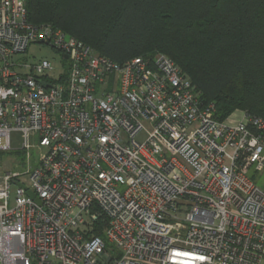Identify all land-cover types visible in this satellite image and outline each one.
<instances>
[{
    "label": "built area",
    "instance_id": "2783aa9c",
    "mask_svg": "<svg viewBox=\"0 0 264 264\" xmlns=\"http://www.w3.org/2000/svg\"><path fill=\"white\" fill-rule=\"evenodd\" d=\"M214 113L168 56L118 64L0 0V152L23 155L0 264H264V121Z\"/></svg>",
    "mask_w": 264,
    "mask_h": 264
},
{
    "label": "trees",
    "instance_id": "16d2710c",
    "mask_svg": "<svg viewBox=\"0 0 264 264\" xmlns=\"http://www.w3.org/2000/svg\"><path fill=\"white\" fill-rule=\"evenodd\" d=\"M26 16L118 64L164 54L217 120L264 121V0H26Z\"/></svg>",
    "mask_w": 264,
    "mask_h": 264
},
{
    "label": "rangeland",
    "instance_id": "374dc122",
    "mask_svg": "<svg viewBox=\"0 0 264 264\" xmlns=\"http://www.w3.org/2000/svg\"><path fill=\"white\" fill-rule=\"evenodd\" d=\"M27 62L31 63L37 61L41 58L48 59L52 66L55 68L54 73L60 70V55H58L50 46L42 43L32 44L29 46L26 54H25ZM238 112L234 114L237 116ZM140 139V137H138ZM16 144V143H15ZM3 153V154H2ZM0 154V173H3L7 170H22L23 169V155L22 152L18 149L5 151ZM263 175L259 176L257 182L264 186V182L262 181ZM25 183H27V178L23 177ZM14 186L11 189V197L10 201L12 202Z\"/></svg>",
    "mask_w": 264,
    "mask_h": 264
},
{
    "label": "water",
    "instance_id": "95a60500",
    "mask_svg": "<svg viewBox=\"0 0 264 264\" xmlns=\"http://www.w3.org/2000/svg\"><path fill=\"white\" fill-rule=\"evenodd\" d=\"M41 84H42L43 86H47V85H48L47 83H44V82H41ZM27 194H28L31 198H34V200H35L37 203L39 202V199H38V198H35V197H34V194H33L32 192L28 191Z\"/></svg>",
    "mask_w": 264,
    "mask_h": 264
}]
</instances>
